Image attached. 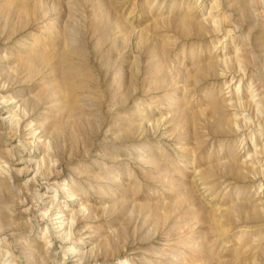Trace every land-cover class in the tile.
<instances>
[{
    "label": "rangeland",
    "instance_id": "obj_1",
    "mask_svg": "<svg viewBox=\"0 0 264 264\" xmlns=\"http://www.w3.org/2000/svg\"><path fill=\"white\" fill-rule=\"evenodd\" d=\"M0 264H264V0H0Z\"/></svg>",
    "mask_w": 264,
    "mask_h": 264
}]
</instances>
